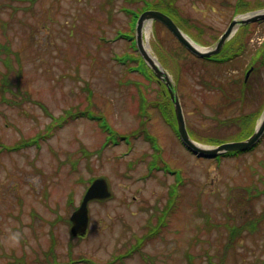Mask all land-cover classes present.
<instances>
[{
    "label": "rangeland",
    "instance_id": "obj_1",
    "mask_svg": "<svg viewBox=\"0 0 264 264\" xmlns=\"http://www.w3.org/2000/svg\"><path fill=\"white\" fill-rule=\"evenodd\" d=\"M147 1L153 0H0V264H54L44 254L51 244L57 264H69V257H82L70 264H122L118 255L132 250L127 247L135 240L140 248L125 264H212L219 258L222 264H264V215L253 234L242 229L234 246L223 248L224 222L240 225L264 212V135L234 156H198L152 107L146 126L157 149L146 132L129 142L118 136L140 124L139 99L158 95L156 82L145 86L138 61L122 58L136 52L121 35L131 30L124 7L144 10ZM222 2L176 0L183 16L205 26L202 37L209 42L236 15ZM250 25L249 49L221 65L196 59L157 20L143 35L158 62L160 51H178L183 68L176 92L186 126L199 134L238 128L220 126L213 106L220 103L218 117L226 118L255 112L264 99L263 65L262 81L249 85L248 99L237 98L242 89L233 82L264 39V20ZM201 75L220 82L235 100L223 104L228 100L221 89L205 87ZM5 78L11 87L2 90ZM263 115L264 104L257 123ZM37 135V142L19 149L3 147ZM154 155L164 160L150 168ZM99 175L107 177L111 196L88 204L87 231L72 237L69 216L90 178ZM209 221L221 225L206 230Z\"/></svg>",
    "mask_w": 264,
    "mask_h": 264
},
{
    "label": "trees",
    "instance_id": "obj_2",
    "mask_svg": "<svg viewBox=\"0 0 264 264\" xmlns=\"http://www.w3.org/2000/svg\"><path fill=\"white\" fill-rule=\"evenodd\" d=\"M145 5H143V6L146 8L160 9L163 12L170 15L175 20V22L180 26V28L184 32H186L190 37H192L195 41H197L198 43H202L205 45H209L211 43V42H209V40L203 39V37H202V33H203L202 25H199L196 22L191 21L189 17L183 16L182 12L179 10V8L176 4V0H153L151 2L147 1ZM261 7H264V0H235V2L232 3V8H233L234 13L243 12V11L251 10V9H257V8H261ZM124 10L127 13L128 12L132 13L130 11L131 9L128 10L126 7H124ZM137 10H138V12H140L143 9L141 7L140 9L137 8ZM250 24H241L237 28L234 35L232 36V38L229 40V42L226 45V47H230V48H232V50H230V51H219L218 53L212 55L209 58L199 57L196 55H194V56L196 57V59H199L202 63L214 62V63L219 64V65H221L223 62H227L229 60L231 61V60L239 57L240 54L242 55L245 51H247L249 49L248 43H249L250 35H252V33L255 29L253 27V25H250ZM244 27L246 29V32L241 31ZM132 46L134 47L133 49L136 51L134 44ZM1 52L2 51H0V53ZM160 53H161V55L159 57L160 58L159 61L161 62V64L163 65L164 68H166V69L168 68L171 71L173 81L175 83V90H177L178 80L180 79V72L183 68L182 63L180 62V59L178 58V51H175L174 49H170V51L162 50V51H160ZM251 57H252L251 62L248 63L246 65V67L244 68V75L241 78L235 77V79L233 81L234 83H236L238 85L237 86L238 88L241 87V89H242L240 91V94H238V96H237V98H239L241 100L248 99V95H245V93H246V90L248 89L249 85L252 84V82L262 81L258 74H259L261 65H263V67H264V39L262 40L261 44L253 50ZM5 58H4V60L7 63V68H9L10 65H12V57L10 55H7ZM122 58H123L124 62L126 61V59L128 61L129 60H131V61L137 60L138 61V65H139L140 70H145L147 73L148 82L145 86L149 87L148 84H150V82H156L158 85V95L156 98H153V99L147 98V100L145 99V97L143 95L139 99L138 114L140 115V118H141V121L139 122L140 124L137 127L132 128L128 132H126L124 134H119L118 136H120L121 138L127 139V141L129 142L130 138H135L138 135L144 134V132H146L144 134V136H146V138L150 140L152 147L154 149H157L159 144L157 143L156 138L149 132V130L146 126V120L149 117V109L152 107L157 108L160 111V113L162 114V116L165 118L166 122L169 123L172 126V128H174L175 133H177L173 104H172V101L170 100L169 93L167 91L165 84L163 82H160L157 79V77L153 73L152 69L147 65V63L144 61V59L142 58V56L140 55L139 52L136 51L135 54L126 53L125 55H123ZM250 66H252V69L250 70L247 78L245 79V73ZM198 80L205 87L221 89L220 92L226 98V101L228 100V102H225L223 104L228 105L235 100V98L230 97V95L226 93V90L224 89V87L221 86L220 82L215 83L212 78H204L203 75H201ZM2 85H3L2 90H5L6 88L11 87L10 85L7 84L6 78L4 81L2 79ZM263 98H264V96H263ZM223 104H221V105H223ZM263 104H264V99L261 101L260 107L257 111H255V112L251 111V113L248 111L246 113L239 114L237 116H231V117L228 116L226 118L218 117L219 112H220V108H219L220 106L218 108H217V106L220 105V103L217 104V106H213L212 110L214 112L213 113L214 119L220 122V126L222 124H224L226 126L232 127V125L234 123H235L234 125L237 124L238 128L235 129V132H231V131L229 132L228 131V132H225L223 134H218V133L199 134L198 131L187 126L188 132L191 135V137L194 138L195 140L202 142V143L213 144V145L220 144V143L226 142V141H232V139L239 140L242 138H246L254 130L256 119H257L259 113L261 112V107ZM68 115H70V113ZM99 119H100V121H99L100 124L102 126H104V124L101 123V119H102L101 115H100ZM235 136H237V138H233ZM117 137L115 140H117ZM36 138H39V136L37 135V136L33 137L34 140L33 139L30 141L23 140V141H20L19 143L15 144L14 146L13 145L12 146H6V145L4 146L3 145V147L8 149V150L19 149L21 146H24L26 144L29 145L31 143L37 142L38 139H36ZM242 152L243 151H241V150L227 151V152L220 154L218 157H220V156H234V155H237V154L242 153ZM153 158H154L153 160L151 159V163L149 166L150 168L154 167V166H159L158 162L164 160V159H161V157H159V159H158V156H156V155H154ZM173 171H175V169H173ZM91 180H92V178H90V181ZM171 199H172V201H170V203L171 202L172 203L170 204V207L174 208L175 202H174L172 196H171L170 200ZM167 212H170V211H167ZM263 215H264V212H262L258 217H254L252 219L244 221L241 225H233V224L231 225V224H228L227 222L223 223L225 228L228 230L227 240L223 243V248L227 250L230 246L231 241H232V247H233L235 240L238 239V237L241 235L242 229H246L249 233L253 234L254 231L259 229V223L262 220ZM213 226L217 227V226H219V224L212 222V221H209L208 224L205 226V228H206V230H209ZM54 249H55V245L51 244L49 249L47 251H44V254H46V255L51 254L53 256L52 261L53 260L56 261L54 259V257H56V253H55ZM220 261H222V260L220 259ZM18 262L20 264H29L27 261L25 262V260H22V259L18 260Z\"/></svg>",
    "mask_w": 264,
    "mask_h": 264
},
{
    "label": "water",
    "instance_id": "obj_3",
    "mask_svg": "<svg viewBox=\"0 0 264 264\" xmlns=\"http://www.w3.org/2000/svg\"><path fill=\"white\" fill-rule=\"evenodd\" d=\"M155 19L163 23L173 35L180 41V43L185 46L190 52L199 57H211V55L219 52L225 40L229 35L235 30V28L243 23H249L256 20L264 19V10H256L251 12L248 16L237 18L234 17L225 31L221 34L219 40L216 42L214 47H209L207 49H200L196 47L182 29L174 22V20L163 11L158 9H147L143 11L136 24V43L137 48L146 61V63L151 67L157 79L163 82L169 93L170 100L173 103L175 119L177 123L178 135L183 142V144L192 152L197 155L214 156L226 151L234 150H246L253 145H255L264 134V115L261 117L260 122L257 123L253 133L245 139L226 141L214 146H203L199 145L201 143L196 142L191 138L186 127L182 106L175 90V83L168 72L160 65L157 61L155 63L151 57L148 55L142 38V26L145 20ZM111 195V190L109 183L105 176L99 175L93 178L90 184L85 189V192L79 202V205L70 214V232L73 236L83 235L89 224V209L88 202L94 199L103 200ZM218 264V263H214Z\"/></svg>",
    "mask_w": 264,
    "mask_h": 264
},
{
    "label": "flooded vegetation",
    "instance_id": "obj_4",
    "mask_svg": "<svg viewBox=\"0 0 264 264\" xmlns=\"http://www.w3.org/2000/svg\"><path fill=\"white\" fill-rule=\"evenodd\" d=\"M223 4H227L228 6H231L232 7V0H223V2H222ZM232 13V12H231ZM231 19H232V14H231V17H230V20L228 21V24H229V22L231 21ZM228 24H227V26H228ZM226 26V27H227ZM202 27H203V33H202V35L204 36L205 35V31H206V29H205V26H203L202 25ZM226 29V28H225ZM211 35V37H212V41H211V43H210V46H212V47H214L215 45H216V42L219 40V38H220V35L218 34L217 36L215 35V34H210ZM215 36V37H214ZM214 37V38H213ZM232 37H228L226 40H225V42L223 43V45H222V47L220 48V50L219 51H224V48L226 47V45H227V43L229 42V40L231 39ZM229 51V50H228ZM84 235H79V236H77V237H83ZM139 244H140V242H136V240L135 241H133V243L129 246V247H127V248H130V247H132V250H124V251H122V252H120V255H118V257H117V259L118 260H120V263H122V264H125V262H124V259H125V257L126 258H129V257H131L132 256V254H134L135 253V250H138L140 247H139ZM136 249H135V248ZM230 248H232V241L230 242V246H229ZM144 255H146L145 253H144ZM151 255V254H150ZM153 258H154V256L153 255H151ZM147 257V256H146ZM79 259H81V258H79ZM79 259H72L71 257H69V260H68V262L67 263H71V262H76V261H78ZM142 259H145V258H142ZM155 259V258H154ZM231 260H232V257H231ZM58 262H55L54 264H57ZM144 263L145 264H151V263H149V260L148 261H144ZM143 263V264H144ZM231 263H232V261H231ZM222 264V263H221Z\"/></svg>",
    "mask_w": 264,
    "mask_h": 264
},
{
    "label": "bare ground",
    "instance_id": "obj_5",
    "mask_svg": "<svg viewBox=\"0 0 264 264\" xmlns=\"http://www.w3.org/2000/svg\"><path fill=\"white\" fill-rule=\"evenodd\" d=\"M149 28H150V22H147V23L145 24V27H144V30H145V39L147 38V32H146V31H149V30H148ZM190 41H191L196 47H198V48H200V49H203L198 43H196V42L193 41L192 39H190ZM144 47H145V49H146L148 55L151 57V59H152L155 63H157V60H156L155 56L152 54L150 48L148 47V43H147L146 41L144 42ZM199 145L203 146L202 144H199Z\"/></svg>",
    "mask_w": 264,
    "mask_h": 264
}]
</instances>
